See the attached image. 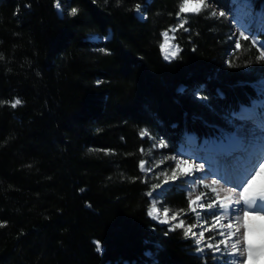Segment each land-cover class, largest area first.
Here are the masks:
<instances>
[{
  "label": "trees",
  "instance_id": "obj_1",
  "mask_svg": "<svg viewBox=\"0 0 264 264\" xmlns=\"http://www.w3.org/2000/svg\"><path fill=\"white\" fill-rule=\"evenodd\" d=\"M211 1L226 15L184 14L167 60L162 34L182 0H59L62 12L0 0V264H212L148 215L139 167L143 129L173 150L216 149L234 133L224 118L264 93L259 47L234 49V0ZM245 1L264 13V0ZM164 189L172 208L189 204Z\"/></svg>",
  "mask_w": 264,
  "mask_h": 264
},
{
  "label": "snow or ice",
  "instance_id": "obj_2",
  "mask_svg": "<svg viewBox=\"0 0 264 264\" xmlns=\"http://www.w3.org/2000/svg\"><path fill=\"white\" fill-rule=\"evenodd\" d=\"M55 6L60 8L59 0H56ZM136 9L138 12L141 11L139 5L136 6ZM207 9H212L209 13L210 18H220L226 15L223 10L217 11L208 0H182L177 15L178 18L186 13L199 15ZM77 12L78 9L72 8L70 14L74 16ZM187 23L186 17L179 19L177 27L169 31L173 34L181 28L184 31H189L185 27ZM162 35L165 37V43L161 45L162 50L166 52L165 59L175 58L179 52V46L169 44L168 31ZM251 35L252 30L248 27L238 33L239 38L245 41H248ZM173 39H175L174 35ZM251 44L253 46L259 45L258 59L264 60V43L251 39ZM166 46L174 47L175 50L169 55ZM235 47L241 48L239 40L235 42ZM2 58L3 56L0 54V59ZM21 104V99L16 98L14 102H11V107L15 108ZM241 118H252V110H243ZM142 135H147V132L142 133ZM262 145H264V117L260 118L257 127L251 129L237 128L234 133L226 134L225 140L219 145V148L225 155L235 158L232 160V179L223 180L234 186L225 188L217 179H210L207 184L204 183V178L191 181L192 184L203 185L205 189H210L211 193L214 194V197L205 200L206 193L201 192L192 198L196 189L192 188L188 191L189 209L195 214L197 223L186 226L183 219H179L178 223H171L177 221L183 210L177 211L169 217L171 209L166 207L163 209V219H161L158 215L160 209L157 207L158 201L156 199H153L148 215L160 220L161 223H170L172 230L183 229L185 238L190 237L194 240L197 252L204 254L208 250L212 254H225L229 259L225 260L224 264H264V187L254 188L256 178L264 174V148L261 147ZM153 147L165 148L167 145L161 140L158 145H153ZM180 156H183L182 152ZM168 160L173 162V166L159 174L163 177V183L152 185V191L148 193L149 196H153L157 189H161L164 184H168L170 181L174 182L181 177L195 176L196 172L204 169L202 163L197 164L194 160L178 158L177 156L164 157L156 166L159 167ZM233 161L236 163L234 164ZM241 161H243L242 164ZM139 167L141 171H145V161H141ZM147 171H151V169L149 168ZM221 193H223L222 197ZM198 209L207 210L211 215V227H204V224L209 223L207 217L204 218L203 223H200L201 212ZM2 226L3 224H0V227ZM197 227L202 230L194 231L193 229ZM205 232H216V236L221 237V239L217 240L216 236H212L208 242H205ZM97 250H100L99 242H97ZM216 258L219 259V257Z\"/></svg>",
  "mask_w": 264,
  "mask_h": 264
},
{
  "label": "rangeland",
  "instance_id": "obj_3",
  "mask_svg": "<svg viewBox=\"0 0 264 264\" xmlns=\"http://www.w3.org/2000/svg\"><path fill=\"white\" fill-rule=\"evenodd\" d=\"M208 2L211 3L217 11L220 10V8H218L211 0H208ZM57 10L59 12H62L61 7L57 8ZM136 14L140 17H144V13L142 11L140 12L136 11ZM183 18H185L184 14H182L178 18L177 24L172 25L169 29L164 31V32L166 31L169 32L168 41L170 45L179 46V44L176 41V31L177 30L175 31L174 34L173 32L169 30L176 28L179 23V19H183ZM228 18H230L229 23L231 26V38H232V41L234 42V49H237L235 47V42L237 40H239V42L242 43L243 39L239 38L238 33L240 31H244L245 27H248L252 30V35L250 36L249 40L251 41V39H256L257 41L260 42L257 36V33L259 31L264 30V15L263 14L258 13V12L256 13V12L248 11L246 10L245 6H241V4L236 3V7L234 11L228 15ZM173 35L175 36V39H173ZM88 38L91 41L99 42V41L107 39L108 37L107 36L102 37L100 35L92 33L88 35ZM164 43H165V37L163 36L162 45ZM257 46L259 47V45ZM174 50L175 49H173L172 47H167V54L170 55ZM179 51H180V47H179ZM232 51L233 50H231L228 55H230ZM163 53L165 56L166 55L165 50H163ZM178 54L176 55V57L178 56ZM167 60H172V59H167ZM260 61H263L264 63V60H260ZM261 69H263V71H260L262 74V77L260 78H261V81H264V67L262 66ZM245 109L252 110V118L250 119L241 118L243 114V110ZM243 110L240 111L238 114H236L235 117L226 116L224 118L223 122L231 123V124L233 123L234 132L236 131L237 128L251 129L253 127L258 126L260 118L264 117V93L262 97L254 100L250 107H246ZM144 132H147V135H143V136L148 139V143L146 145V148L144 149V157L141 161H145L146 170L143 172L146 174L147 178L150 180L151 191H152V185L156 183H163V177L159 176V174L162 171L169 170L170 167L173 166V162L171 160H168L164 164H161L159 167H157L156 165L159 163L160 160L164 159V157L177 156L178 158L194 160L195 163L197 164H201V163L204 164V169L199 172H196L195 176L181 177L180 179L174 182L170 181L168 184H164L161 189H157L156 192L153 193V196H149L151 203L153 199H156L158 201L157 207L160 209V212L158 213V215H160L161 219H163V209L166 207V208L171 209V211L169 212V217H171L173 213L183 210V212L181 213V216L178 217L177 221H172L171 223L173 224L178 223L179 219H183L185 221L186 226L188 224L197 223L195 219V214L192 213L189 209V204L186 207L180 209V208H172L169 204L165 203L164 201V194H165L164 190L165 189L164 188L166 186L176 185L179 190H184L187 193V196H188V191L191 190L192 188H195L196 192L193 194L192 198H195V195L200 194L201 192L206 193L204 197L205 200L209 199L210 197H214V194L211 193L210 189H205L203 185H200V184H192L191 181L197 180L198 178H204V183L207 184L209 183L210 179H217L220 181V184L223 187L225 188L233 187L234 185L226 183L225 180L232 179L233 172H232L231 167H232V160L235 157L234 156L229 157L225 155L223 152L198 150L194 146L187 147V148L180 147L178 150H173L170 148L169 143L164 138H161L160 136L153 134L147 129H143L142 133ZM161 140L165 142L167 147L165 148L153 147V145H158ZM261 147L264 148V145H262ZM181 152L183 153L182 157L180 156ZM233 163L235 164L236 162L233 161ZM240 163L242 164L243 161H241ZM149 168L151 169V171H147V169ZM261 187H264V174L258 176L256 180L254 181V188L259 189ZM160 193H163V194L158 195ZM222 196H223V193H221V197ZM198 211L201 212L200 223H203L204 218L207 217V220L209 221V223L204 224V227L205 228L211 227L212 217L208 213V211L200 210V209H198ZM157 221L160 222V220H157ZM167 224L169 228H171V224L170 223H167ZM257 224H259V221H257ZM193 230L199 232L202 229L200 227H197ZM212 236H216V232H205V242H208V239ZM216 239L219 240L221 239V237L216 236ZM212 242L215 243V241H212ZM221 248H223L222 245H221ZM100 249H101V246H100ZM201 255H203V257H205L206 259L211 260L212 264H224V261L229 259V257H227L225 254H222V253L212 254L208 250H206V252ZM216 257H219V259H217Z\"/></svg>",
  "mask_w": 264,
  "mask_h": 264
},
{
  "label": "bare ground",
  "instance_id": "obj_4",
  "mask_svg": "<svg viewBox=\"0 0 264 264\" xmlns=\"http://www.w3.org/2000/svg\"><path fill=\"white\" fill-rule=\"evenodd\" d=\"M167 30V29H166ZM174 49V47H172ZM180 52V51H179ZM164 54V53H163ZM165 57V56H164ZM173 60V59H172ZM99 242V241H98Z\"/></svg>",
  "mask_w": 264,
  "mask_h": 264
}]
</instances>
